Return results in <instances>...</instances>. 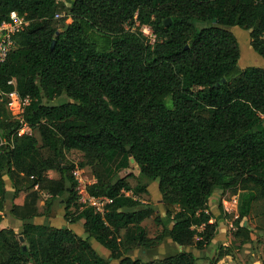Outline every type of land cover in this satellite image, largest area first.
I'll list each match as a JSON object with an SVG mask.
<instances>
[{
  "label": "trees",
  "instance_id": "trees-1",
  "mask_svg": "<svg viewBox=\"0 0 264 264\" xmlns=\"http://www.w3.org/2000/svg\"><path fill=\"white\" fill-rule=\"evenodd\" d=\"M11 10L28 23L0 65V88L11 90L13 78L19 94L31 97L23 117L39 138L17 134L0 101V264H196L184 247L201 250L213 240L220 220L208 201L217 189L245 191L233 220L234 251L253 242V202L264 200V68L238 66L239 42L228 26L248 31L264 59V0H0V23ZM58 97L64 100L54 103ZM72 149L92 158L95 181L87 190L110 198L104 216L80 209L73 170L86 163H66ZM131 158L143 184L115 174ZM5 176L12 199L26 192L9 211L18 233L1 226ZM150 181L163 214L140 200ZM41 193L60 196L65 218L82 219L87 238L34 223L43 214ZM146 218L161 227L153 238L141 225ZM167 238L181 250L146 260L130 255Z\"/></svg>",
  "mask_w": 264,
  "mask_h": 264
},
{
  "label": "rangeland",
  "instance_id": "rangeland-1",
  "mask_svg": "<svg viewBox=\"0 0 264 264\" xmlns=\"http://www.w3.org/2000/svg\"><path fill=\"white\" fill-rule=\"evenodd\" d=\"M58 1H62L65 4H68V0H58ZM228 30L231 31L238 39L239 42V48H240V57L238 60V66L243 68L249 65H255V66H260L262 68H264V59L262 57H260L251 47L250 45V38L248 35V31L246 33V30L236 27V26H228ZM142 31L144 32L145 35H147L150 39H152L153 35L151 34V30L148 27L142 26ZM64 100V97H58L56 98L53 102L54 103H59L61 101ZM34 135H36L39 138V135L37 133L36 130H34ZM65 162L66 163H74L77 164L79 162H85L86 165L81 167V168H75L77 171V174L74 175V180H75V190L76 188L78 189V186L80 184H84L87 185L89 183H92L95 181V177L93 175L92 172V168L90 166V162L92 161L91 157L88 155H85L83 152L77 150V149H72L68 152L65 153ZM118 157H113L112 158H107V163L110 167H114V163L117 161ZM114 170V168H113ZM117 177H126V180L130 183V185H135V184H143L144 182H146V179L139 174L138 169L136 168V165L134 164V162H130V166L125 168V169H121L119 171H117V173H115ZM48 175L50 177H58L59 174L57 171L55 170H49L48 171ZM13 191V190H12ZM77 191V190H76ZM241 191V195H240V199L241 197L245 194V191L240 190ZM237 192V191H236ZM234 193L233 190L231 189H227V190H223L220 195L224 196L226 198H229V196ZM21 192L14 198L12 199V203H18L16 202V198L18 196H21ZM77 194V193H76ZM159 194V190L157 187V183H156V187L154 188L153 185L150 186L149 188V192H144L142 193L139 197L142 198L143 200H146L148 204H150L151 206H153L154 208H157L160 212H163V207L162 204L160 203V201H156L155 200V196ZM63 197H65V195H62ZM38 209L39 211H43V214L46 215V219H45V223L47 222L50 225H53L55 227H59L62 224H68L70 223L66 218H65V210H64V202L62 201L61 197H57V198H53L51 196H49L46 193H41V197L38 201ZM9 208V210H7V212L10 211L11 205L7 206ZM221 207V206H220ZM73 208H71L70 210H68V216L67 218H70L74 215V213H72ZM9 215L10 212H9ZM48 217L51 219L48 221ZM218 219L220 221H224L225 225L226 221H230L231 222V217L229 215H226L224 213V211L222 210V208L220 209V213L218 216ZM83 221L82 219L78 220L77 222L72 223V228L73 231L75 233H79L81 234V236L83 238H87V234L84 232L83 230V225H82ZM233 223V222H232ZM250 224H251V229L254 230L253 233L251 234V237L254 238V240L256 239V243L255 245H253L252 243H245L244 245H242V247H247L246 249L248 250L247 256L245 257H240L239 253L240 250H237L236 252L234 251V249H236V247L238 246L239 243V238H235L233 236L235 228L232 229L230 228H225L223 223H219L218 224V232L216 233V236H214V240H212L206 247H204L201 250L195 249V248H190L187 247L186 250H191L193 252V254L197 255V260H196V264H260V262L258 261L259 259V254H258V249H259V243H264V238H262V235H264V200L263 199H256L253 202V209H252V213H251V218H250ZM141 225L145 228L146 230V234L147 236H149L150 238H153L155 235H157L160 230L161 227L157 224H155L153 222V220L151 218H146L141 222ZM1 226H9L7 219L4 217L2 218L1 221ZM12 227L13 230L18 233L20 230V222H16L13 226H9ZM62 227V226H60ZM123 232V230H122ZM89 239V238H88ZM220 239L224 240L223 242H220ZM92 247L101 255L108 257L109 256V251L103 247L99 242H97L96 240H94L93 238L89 239ZM226 242V243H225ZM22 244H25L23 240H21ZM165 243L167 245V243H169V245L175 249H178V246L173 244L171 242V240L169 238H167L165 240ZM229 245H233V247H231V250L233 249V254L231 253L229 260H227V258L225 257V255L222 256V258H220L218 261L216 260L217 257L222 254L223 252L227 251L228 248L230 246ZM165 244H163V246L161 245H157L154 248H152L149 252L148 251H142V250H137L135 249L134 251L130 252V255H132L134 258H141L143 260H146L147 258H151L154 257L155 255V251L159 250V249H163L165 248V251L162 253L163 256H168V255H172L174 250H172L170 247L166 246ZM246 245V246H245ZM161 246V247H160ZM169 248V249H168ZM154 253V254H152ZM136 254V255H135ZM148 255V256H146ZM110 264H118V260L117 259H110Z\"/></svg>",
  "mask_w": 264,
  "mask_h": 264
},
{
  "label": "built area",
  "instance_id": "built-area-1",
  "mask_svg": "<svg viewBox=\"0 0 264 264\" xmlns=\"http://www.w3.org/2000/svg\"><path fill=\"white\" fill-rule=\"evenodd\" d=\"M59 14H55L58 17ZM28 21L23 15H20L15 10L9 12L8 20H4L0 23V65L7 59L9 53L15 47L14 36L24 29ZM146 27V26H145ZM260 38L264 41V31L261 33ZM13 88L8 91H4L0 88V101L4 103L6 108L10 111L12 117L17 121L18 128L17 134H31L32 128L24 120L23 111L25 107L30 103L31 97L29 95H20L15 88V80L13 78L7 81ZM4 141V140H2ZM76 169L73 170V174H77ZM93 183V182H92ZM90 184V183H89ZM88 185V184H87ZM87 185L80 184L77 193V202L80 204V209L83 207H91L94 213L104 216L107 212V204L110 202V198L106 195H93L87 190ZM125 195L133 196L131 191L121 190ZM222 198V209L226 215L231 217L229 222L230 228H235L233 220L237 217L238 212V197L235 194H231L229 198ZM206 213L209 210H204ZM200 229V227H199Z\"/></svg>",
  "mask_w": 264,
  "mask_h": 264
},
{
  "label": "crops",
  "instance_id": "crops-1",
  "mask_svg": "<svg viewBox=\"0 0 264 264\" xmlns=\"http://www.w3.org/2000/svg\"><path fill=\"white\" fill-rule=\"evenodd\" d=\"M246 33H247V31H246ZM249 35V34H248ZM253 49V48H252ZM4 179H5V184H6V188H7V190H8V195H9V198L3 203V211H2V215H4V217L7 219V222H8V224H9V226H13L16 222H17V220L12 216V215H9V212H7V210H9V208L7 207V206H9V205H11L12 204V198L10 197V196H12V186H11V183H10V180L8 179V177L7 176H5L4 177ZM156 181H150L149 183H148V185H147V187H146V190H147V192H149V188H150V186L151 185H153V187L155 188L156 187ZM223 190H221V189H217V190H215L214 192H213V194L210 196V198H209V201H208V208H209V210H210V212L211 213H214V214H218V213H220V209L222 208V198L224 197L223 195L221 196L220 195V193L222 192ZM22 194H21V196H18L17 198H16V202H18L17 204H22V202H23V199H24V196H25V194H26V192H21ZM232 194H235V195H237V197H238V203H239V199H240V195H241V191L240 190H237V192L235 193H232ZM155 200L156 201H159V199H160V195L159 194H157L155 197ZM140 200L143 202V203H147V201L146 200H143L142 198H140ZM221 206V207H220ZM223 210V209H222ZM161 214H163V212H161ZM51 218V217H50ZM49 217H48V221L49 220H51ZM45 219H46V215L45 214H42V215H39V216H35L32 220H33V222L34 223H37V224H42V223H45ZM229 222L230 221H226V224H227V226L225 225V222L224 221H220L219 223H223L224 224V227L227 229V228H229ZM47 223V222H46ZM60 226H67L68 228H70V229H72L73 230V228H72V223H68V224H62V225H60ZM59 226V227H60ZM233 229V228H232ZM252 231H254V230H252ZM218 232V226H217V229H216V233ZM216 233H215V236H216ZM253 233V232H252ZM251 233V234H252ZM77 234H79V233H77ZM80 236H81V234H79ZM263 236V235H262ZM262 238H264V237H262ZM90 239V238H89ZM214 240V239H213ZM224 240H222V239H220V242H223ZM226 243V242H225ZM163 244H165L166 245V243H165V240H163L159 245H161V246H163ZM228 244V246H231V245H229V243H227ZM158 245V246H159ZM259 245V251H258V256H259V262H260V264H264V243H259L258 244ZM157 246V247H158ZM160 246V247H161ZM166 246H168V247H170L172 250H174V252H173V254H175V253H177V252H179L180 250H181V247H179L178 246V249H175V248H173V247H171L170 245H169V243H167V245ZM246 246V245H245ZM156 248V247H155ZM185 248V250H186V248L187 247H184ZM191 249L193 248V247H190ZM247 247H241V249H240V253H239V256L240 257H245V256H247V254H249L248 253V250L246 249ZM169 249V248H168ZM138 250V249H137ZM151 249H149V250H146V251H150ZM165 251V248H163V249H159V250H157V251H155V254L154 253H152V254H154L155 256L154 257H152V258H160V257H165V256H163V252ZM189 251H191V250H189ZM193 253V252H192ZM136 255V254H135ZM195 255V254H194ZM146 256H148V255H146ZM196 257H197V255H195ZM133 257V256H132ZM225 257L227 258V260H229V258H230V255H225ZM149 259H151V258H149Z\"/></svg>",
  "mask_w": 264,
  "mask_h": 264
},
{
  "label": "water",
  "instance_id": "water-1",
  "mask_svg": "<svg viewBox=\"0 0 264 264\" xmlns=\"http://www.w3.org/2000/svg\"><path fill=\"white\" fill-rule=\"evenodd\" d=\"M169 21H170V19L167 18V19L165 20V23H168ZM52 45H53V42L51 43V46H52ZM223 80H224V79H223ZM127 148H128V147H127ZM130 161L132 162L133 159L131 158ZM262 237H264V235H263ZM20 240H23L22 236H20ZM256 241H257L256 239L253 240L252 244L255 245ZM23 249H25V246H24V245H23Z\"/></svg>",
  "mask_w": 264,
  "mask_h": 264
}]
</instances>
